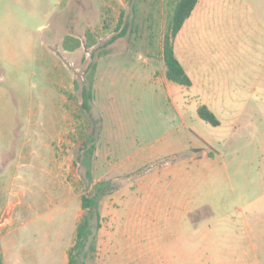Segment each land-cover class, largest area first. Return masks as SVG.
Wrapping results in <instances>:
<instances>
[{"label": "rangeland", "instance_id": "374dc122", "mask_svg": "<svg viewBox=\"0 0 264 264\" xmlns=\"http://www.w3.org/2000/svg\"><path fill=\"white\" fill-rule=\"evenodd\" d=\"M34 1L0 11V123L24 142L23 174L30 152L54 174L38 173L16 211L31 227L52 216L49 264L63 256L61 226L82 222V197L98 186L101 227L91 218L80 264H264V0L216 1L221 24L201 36L220 47L222 70L195 88L167 82L173 0H40L39 11ZM191 40L186 25L178 55L190 73ZM234 43L239 71L225 61Z\"/></svg>", "mask_w": 264, "mask_h": 264}, {"label": "crops", "instance_id": "0c3cea01", "mask_svg": "<svg viewBox=\"0 0 264 264\" xmlns=\"http://www.w3.org/2000/svg\"><path fill=\"white\" fill-rule=\"evenodd\" d=\"M38 1L40 0L34 1L37 7L36 11H39ZM216 1L217 0H199L190 18L185 22L174 40L176 57L192 80V86L190 88L196 87L195 79L206 81L215 80L218 77L216 72L222 70V68H219L221 65L218 61L222 59L223 56L219 54L220 58H218L216 55L219 46L216 43L202 41L201 36L204 32H210L211 29H216V23L219 25L221 24V18H217L216 21L213 17V9L219 3ZM41 4H43V2H41ZM0 5H3L0 11H23V0H0ZM51 8V11H54V8ZM186 25L191 29L192 35L190 49L191 73L187 70L178 55V39ZM223 25H225L224 22ZM230 48L233 49V52L231 50L230 56L225 61H231L230 63L235 65L234 70L239 71L241 63L245 61V48H241L239 45L237 46L236 43L232 44ZM3 62H7V60L3 59ZM194 69L196 70L195 75H193ZM197 72L203 74V76L201 77ZM196 75L200 78H197ZM220 78L219 76L218 79ZM167 82H169L168 79ZM208 107L212 110L210 105H208ZM0 125L1 128L8 127L10 129L8 132L9 134L5 135L9 143L6 150L0 155V222L3 221L2 226H0V258L3 260L4 264H49L50 256L53 254L48 246L50 236L54 235L53 229L50 228L53 220L52 216H39L41 224L31 227L29 218L23 219L22 217H18L16 211L19 207H22L25 191H28V188L30 189L31 187H38V173L45 176H47V174L50 175L51 181L53 180L52 177H54V174L46 170L40 171L38 167V152H30L27 155L26 159L30 160V168L26 169V173L23 174L22 166L25 158L22 149L24 142L18 139H16L17 143L15 142V137H13L14 132L12 130L14 126L12 122H2ZM33 125L31 121L28 123L27 127H32ZM26 138H28V135ZM29 138L30 141H26V143L30 142L32 144L33 137ZM35 138H37V135H35ZM79 217V214H75L67 227L64 225L61 226L62 231L57 235V240H59L60 236L65 234L66 231L68 240L64 246L63 252L61 251L63 254L62 259L60 257V261L57 264L69 263L70 251L75 245L77 237ZM27 230L32 233H39V236L31 235L26 238L25 233ZM27 239L32 240L31 242H25ZM23 242H25L24 244L28 247H23ZM51 264H54V261H51Z\"/></svg>", "mask_w": 264, "mask_h": 264}, {"label": "trees", "instance_id": "16d2710c", "mask_svg": "<svg viewBox=\"0 0 264 264\" xmlns=\"http://www.w3.org/2000/svg\"><path fill=\"white\" fill-rule=\"evenodd\" d=\"M173 10L169 17L168 31L163 40V59L166 66V78L173 83L184 87H191L192 80L186 73L183 65L178 60L174 49V40L181 31L185 22L190 18L192 12L198 4L199 0H173ZM83 108L87 112L91 110L90 103L94 99L93 81H89V85L84 87L83 92ZM199 117L213 125L219 126L220 120L215 113L207 106L202 105L198 109ZM104 186H98L92 196L82 197V209L86 212L84 219L77 228V237L75 245L72 247L69 255L68 264H80L77 259L78 254H82L88 239L93 235L91 218L97 219V227L100 228V200L103 197ZM0 264H4L0 258Z\"/></svg>", "mask_w": 264, "mask_h": 264}, {"label": "built area", "instance_id": "2783aa9c", "mask_svg": "<svg viewBox=\"0 0 264 264\" xmlns=\"http://www.w3.org/2000/svg\"><path fill=\"white\" fill-rule=\"evenodd\" d=\"M2 224H3V221H2V222H0V226H2Z\"/></svg>", "mask_w": 264, "mask_h": 264}]
</instances>
